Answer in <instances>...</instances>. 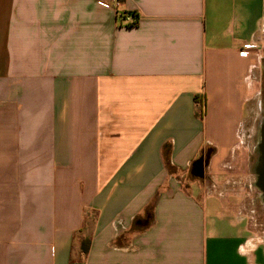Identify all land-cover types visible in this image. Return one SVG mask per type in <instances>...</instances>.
<instances>
[{
  "label": "crops",
  "instance_id": "crops-1",
  "mask_svg": "<svg viewBox=\"0 0 264 264\" xmlns=\"http://www.w3.org/2000/svg\"><path fill=\"white\" fill-rule=\"evenodd\" d=\"M263 63L264 0H0V264H248Z\"/></svg>",
  "mask_w": 264,
  "mask_h": 264
},
{
  "label": "rangeland",
  "instance_id": "rangeland-1",
  "mask_svg": "<svg viewBox=\"0 0 264 264\" xmlns=\"http://www.w3.org/2000/svg\"><path fill=\"white\" fill-rule=\"evenodd\" d=\"M257 96L253 101H251L249 105L250 111V123L247 125L245 129L244 137L248 143V146L252 150L253 156L251 157L255 171L257 173V168L259 166V147L258 144L260 142V133H259V125L264 124V63L262 68V74L259 86L257 88ZM255 161V162H254ZM255 175H253L254 177ZM255 179V177H254ZM262 189V188H261ZM263 191V190H262ZM264 194V193H263Z\"/></svg>",
  "mask_w": 264,
  "mask_h": 264
},
{
  "label": "clouds",
  "instance_id": "clouds-1",
  "mask_svg": "<svg viewBox=\"0 0 264 264\" xmlns=\"http://www.w3.org/2000/svg\"><path fill=\"white\" fill-rule=\"evenodd\" d=\"M262 245H264V233H257L249 237L243 245L238 246L237 254L243 256L248 264H253L254 253Z\"/></svg>",
  "mask_w": 264,
  "mask_h": 264
},
{
  "label": "flooded vegetation",
  "instance_id": "flooded-vegetation-1",
  "mask_svg": "<svg viewBox=\"0 0 264 264\" xmlns=\"http://www.w3.org/2000/svg\"><path fill=\"white\" fill-rule=\"evenodd\" d=\"M259 133H260V142H259V144H258V147H259V165L260 166H258V170H256L257 171V173L259 174V175H261L262 173V171L264 172V124L262 123V124H260L259 125ZM199 168V164H197L196 166H195V172L197 171V169Z\"/></svg>",
  "mask_w": 264,
  "mask_h": 264
},
{
  "label": "built area",
  "instance_id": "built-area-1",
  "mask_svg": "<svg viewBox=\"0 0 264 264\" xmlns=\"http://www.w3.org/2000/svg\"><path fill=\"white\" fill-rule=\"evenodd\" d=\"M120 6V3L118 1L113 2V8L116 10ZM124 20L131 23L133 22V19L130 16H124Z\"/></svg>",
  "mask_w": 264,
  "mask_h": 264
},
{
  "label": "water",
  "instance_id": "water-1",
  "mask_svg": "<svg viewBox=\"0 0 264 264\" xmlns=\"http://www.w3.org/2000/svg\"><path fill=\"white\" fill-rule=\"evenodd\" d=\"M259 184L264 190V175H263V178L259 181Z\"/></svg>",
  "mask_w": 264,
  "mask_h": 264
},
{
  "label": "bare ground",
  "instance_id": "bare-ground-1",
  "mask_svg": "<svg viewBox=\"0 0 264 264\" xmlns=\"http://www.w3.org/2000/svg\"><path fill=\"white\" fill-rule=\"evenodd\" d=\"M261 173H262L261 175H259L258 173H256V176L261 177L260 180L263 178V175H264V172L263 171Z\"/></svg>",
  "mask_w": 264,
  "mask_h": 264
}]
</instances>
